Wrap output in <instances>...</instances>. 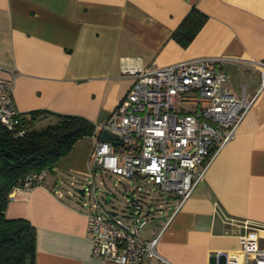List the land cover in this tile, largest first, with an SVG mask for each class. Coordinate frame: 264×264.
<instances>
[{
  "label": "crops",
  "instance_id": "1",
  "mask_svg": "<svg viewBox=\"0 0 264 264\" xmlns=\"http://www.w3.org/2000/svg\"><path fill=\"white\" fill-rule=\"evenodd\" d=\"M192 8L206 20L183 46L171 34ZM198 56L224 57L225 84L254 101L191 196L177 210L167 198L157 248L174 264H223L217 253L239 249L244 224L264 235V87L248 63L264 59V0H0V76L14 75L20 114L47 110L99 124L134 80L125 67ZM97 138H82L39 185L8 200L6 217L35 228V264H119L91 254L73 193L91 175L95 186L98 176L100 184L117 178L125 192L133 184L92 165ZM143 235L154 236L153 226Z\"/></svg>",
  "mask_w": 264,
  "mask_h": 264
},
{
  "label": "built area",
  "instance_id": "2",
  "mask_svg": "<svg viewBox=\"0 0 264 264\" xmlns=\"http://www.w3.org/2000/svg\"><path fill=\"white\" fill-rule=\"evenodd\" d=\"M224 60L198 56L145 69H123L134 80L105 121L95 124L92 135L107 130L118 142L95 139L91 160L95 168L133 184L125 194L126 214L101 204L93 175L81 188L94 257L119 264H174L157 248L160 230L151 237L142 234L152 214L146 216L141 201L132 197L158 189L175 197L174 210L179 209L203 179L213 156L235 135L254 97L235 95L225 84ZM248 63L258 71L260 88L264 87V59ZM13 88V74L0 76V123L9 130H16L19 114ZM17 132L22 134L23 129ZM45 174V169L25 173L9 199L16 191L39 185ZM244 228L238 233V250L217 253L224 256L223 264H264V235L252 226L244 224Z\"/></svg>",
  "mask_w": 264,
  "mask_h": 264
},
{
  "label": "trees",
  "instance_id": "3",
  "mask_svg": "<svg viewBox=\"0 0 264 264\" xmlns=\"http://www.w3.org/2000/svg\"><path fill=\"white\" fill-rule=\"evenodd\" d=\"M205 20L204 13L192 8L173 30L171 36L185 46ZM20 128L23 129L22 134L17 132ZM94 132L95 124L83 116L47 110L19 113L16 117V130H9L0 123V264H35L34 226L26 218L6 217L4 213L12 187L25 173L42 169L52 171L54 164L77 142L84 137L92 136ZM106 190L108 189L103 191ZM122 192L128 194L123 189ZM153 192L157 195H153ZM143 193L132 198L141 201L146 216L152 214L150 220L156 234L167 216L162 211L172 206L167 199L168 194L167 198H164L162 196L164 192L158 189L143 190ZM74 195L76 203L82 208L76 193ZM100 196L104 197L103 193ZM126 211L124 204L121 214H126Z\"/></svg>",
  "mask_w": 264,
  "mask_h": 264
},
{
  "label": "rangeland",
  "instance_id": "4",
  "mask_svg": "<svg viewBox=\"0 0 264 264\" xmlns=\"http://www.w3.org/2000/svg\"><path fill=\"white\" fill-rule=\"evenodd\" d=\"M91 163L92 160H91ZM98 169L99 171V168H96ZM100 176L96 177V186H97V192H98V199L99 201L101 202V204L105 207V208H108V209H112V210H116L118 212H122V206L124 205V202L126 200V196H125V193L122 192V189L124 188V184L122 182H118L116 179L117 178H113L111 179V181L107 178H105V184L102 183L100 184ZM126 182V180H123V182ZM82 184H84L85 182L83 180L80 181ZM78 184V183H77ZM86 184V183H85ZM84 184V185H85ZM79 188H84V186L80 187ZM78 188V189H79ZM101 188L103 189H108L110 190L109 192L107 193H104V197H101L99 195V192L101 191ZM76 189L74 193H76V196H77V199L79 200V202L82 203V195L81 193L79 192V190ZM153 195L157 193L153 192L152 193ZM78 196H81V197H78ZM162 196L164 198H167V194L166 193H162ZM87 199V197H86ZM153 226V222L151 220H148L146 222V224H144V226L142 227V234L146 233L149 231L150 227Z\"/></svg>",
  "mask_w": 264,
  "mask_h": 264
},
{
  "label": "water",
  "instance_id": "5",
  "mask_svg": "<svg viewBox=\"0 0 264 264\" xmlns=\"http://www.w3.org/2000/svg\"><path fill=\"white\" fill-rule=\"evenodd\" d=\"M99 140L100 141H110L112 144H116L118 142L117 140V136L114 134H111L110 132H108L107 130H103L101 131V133L99 134ZM83 189H79V192L82 193Z\"/></svg>",
  "mask_w": 264,
  "mask_h": 264
}]
</instances>
